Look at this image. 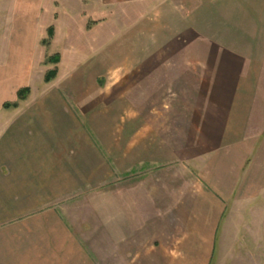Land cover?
<instances>
[{
  "label": "crops",
  "instance_id": "1",
  "mask_svg": "<svg viewBox=\"0 0 264 264\" xmlns=\"http://www.w3.org/2000/svg\"><path fill=\"white\" fill-rule=\"evenodd\" d=\"M187 1L0 0V264L75 263L68 221L40 195L34 203L37 196L29 198L53 176L68 177V192H88L108 175L110 160L116 173H142L136 184L132 177L130 186L116 185L112 222L128 237L136 224L147 233L131 251H175L173 259L184 260L178 264L196 262L181 251L216 241L218 214L214 221L202 217L204 208L230 201L250 189L252 176H264V0H203L193 8L198 19L189 16ZM205 15L209 24L199 21ZM59 31L68 54L82 56V73L74 78L99 81V101L86 110L98 115L61 121L51 131L55 145L46 148L41 125L33 121L39 130L28 136L31 120L13 121L9 112L18 105H5L27 98L19 100L18 92L59 54L47 50ZM190 32L203 40L189 42ZM113 48L117 52L108 54ZM159 93L161 103L150 99ZM173 96L179 105L170 102ZM171 111L181 114L171 118ZM172 128L187 130L172 135ZM189 160L204 167L188 187L183 180L185 189L172 200L164 177L175 173L172 165L188 172ZM156 174L161 185L150 183ZM161 207L169 214L157 218ZM188 208L199 214L188 217ZM151 223L162 226L149 230Z\"/></svg>",
  "mask_w": 264,
  "mask_h": 264
},
{
  "label": "rangeland",
  "instance_id": "2",
  "mask_svg": "<svg viewBox=\"0 0 264 264\" xmlns=\"http://www.w3.org/2000/svg\"><path fill=\"white\" fill-rule=\"evenodd\" d=\"M107 1L109 4L114 0ZM187 2L188 11H190L188 12L190 14L189 16L194 18L196 17L193 15L195 4H201L206 1L188 0ZM143 9L145 10L146 8ZM126 18L130 19V17ZM196 18L198 19L199 16ZM211 18V16L205 15L201 16L199 21L202 24H209ZM40 36H42L41 33ZM47 40H49V38ZM193 40L199 41L203 40V38L199 33L190 32V34H188V41L191 42ZM47 50L48 52L52 51V54L59 52L61 55V53H63L64 57L61 55V60L57 64H44L41 72L43 75L39 78L37 77L35 81H32L27 98L22 104H19L21 101L17 103L18 109L9 112V116L13 121L17 119L31 120V124L28 123L30 126L27 125L28 136L34 134L35 130L38 131L41 125L44 137H49L48 140L42 142L46 148H50V146L54 144V141L51 140V131H53L56 125H59L61 121L66 124L67 121L71 120L70 116H73V118L77 117L78 119H87V117H85L86 115L89 116V114H93V118L97 117L98 112L93 113V111L89 112L86 110L93 107V103H98L99 96L96 94L99 91L100 85L98 84L99 81L97 82L90 79L78 80L74 78L82 73V56L78 55V53L72 55L68 54V41L64 38L61 31L58 32L57 40L53 42L51 47ZM115 50L117 52V49H108V54L114 55L113 52ZM55 67H57L59 72L55 78L46 82L44 76L47 74L48 70L54 69ZM160 93L159 95L150 96V99L156 100V103L160 102V100H162V94ZM111 95L112 94H109V97ZM189 99L190 97L188 96L187 101ZM146 100L147 98L144 99L145 102ZM180 100L181 98L173 96L170 102L179 105ZM178 114L181 113L170 112L171 118H175ZM74 115H76V117ZM4 117L5 114L3 117H0V119H4ZM33 121L37 123L39 129L34 128V124H32ZM186 130V128H172L171 132L172 135H177L179 132L182 133ZM108 162L110 163L111 171L110 169H106L108 175L105 177L102 176L100 181L97 184H93L92 190L88 192H68L66 189L68 177L62 174L63 176L59 177L53 176V182L49 181L48 185L44 187L46 189L42 193L33 192L29 196V198L33 196L32 199L37 196L35 198L37 200L32 202L34 203L39 200L38 195H40L44 201V205L51 204L48 206L55 209L66 222L68 221L69 227L76 236L74 264H150L152 261L159 264L162 259H164V262H169L171 259V264H178L180 261H184L182 258L173 259L175 251H131V246L136 243L135 240L144 238L147 233L138 230L139 224H136L134 227L137 230L134 231V237H128V235L132 234H130L129 231H122L123 225L112 222L115 217L116 192L121 188L120 186L119 188L116 187V185L123 183L130 186L132 177H134V183L136 184V182L140 180L137 179V177L139 178L143 174H134L132 177L131 173L121 175L120 173H116L114 162L112 160ZM201 162V160L187 161L186 167H188V172L180 171L179 169L182 168L179 165L171 166L174 167L173 170L175 175L165 176L164 179L165 183H167V178L171 181L169 182L171 190H169L172 200L180 197L181 192L179 191L181 189L179 190V188L185 189L184 185H180L183 180H186L185 182H187L188 187V184L194 176L199 175L200 166L204 167ZM111 173L113 175H111ZM153 177L155 182L150 181V183L153 182L155 185L159 183L161 185V181L158 182L156 180L158 175H151L150 178L153 179ZM49 178L44 177L45 180H49ZM55 182H57L58 185H55ZM250 182L251 184L248 187L250 189L245 192L236 193L235 197L230 201H226V203L219 202L220 204L217 206L216 204H211L210 208H204L207 212L203 210L204 213L202 212V217H208L214 221L216 219L215 212L218 214L220 222L218 225L217 238L216 241L213 239L209 242L204 240L202 246L199 248L193 247L192 249L194 250L187 249V251H181L184 255L186 252L185 259L188 257L196 261L195 263L188 262L187 264H264V176H252ZM205 184L206 183L203 185V189L205 192H208L209 188ZM56 188H58V190H55ZM118 194H120V191ZM196 197L200 198L199 194H197ZM210 197L211 196H208V194H203L204 201L211 200ZM171 203L173 204L174 201ZM156 210H159L157 211V218L169 214V209L167 208L163 209L161 207ZM173 210L174 208L171 207V212ZM186 212L188 217L192 218L194 215L199 214V209L188 208ZM161 226L162 225L158 223H151L148 227L150 230ZM173 226L175 225H166L167 228H172ZM186 226L193 227L194 225H191L188 221ZM140 227H142V225H140ZM212 231H214V229ZM150 232L153 234L152 231ZM148 234L150 235V233ZM154 234L156 235L158 232ZM125 237L129 239L122 240V238ZM213 242H215V247H213ZM190 243L192 246L196 242L191 240ZM200 259L201 262L199 261Z\"/></svg>",
  "mask_w": 264,
  "mask_h": 264
},
{
  "label": "trees",
  "instance_id": "3",
  "mask_svg": "<svg viewBox=\"0 0 264 264\" xmlns=\"http://www.w3.org/2000/svg\"><path fill=\"white\" fill-rule=\"evenodd\" d=\"M49 35L50 36L53 35V29L52 28L49 29ZM48 61L51 62V63L57 64L60 61V55L59 54H55V55L49 57L48 58ZM57 72H58L57 71V68H54L52 70H49L47 72V74L45 75V81L46 82L51 81L53 78L56 77ZM29 92H30V89L29 88L21 89L18 92V98H19V100L25 99ZM11 106H14L15 107V106H17V103H14V104H6L5 105V107H11Z\"/></svg>",
  "mask_w": 264,
  "mask_h": 264
}]
</instances>
